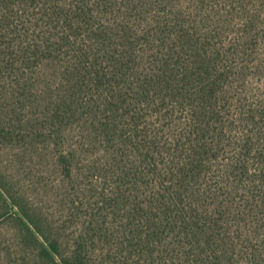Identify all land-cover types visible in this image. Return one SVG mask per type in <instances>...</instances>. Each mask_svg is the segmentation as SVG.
Here are the masks:
<instances>
[{"label":"trees","instance_id":"1","mask_svg":"<svg viewBox=\"0 0 264 264\" xmlns=\"http://www.w3.org/2000/svg\"><path fill=\"white\" fill-rule=\"evenodd\" d=\"M262 40L264 0H0V97L14 111L44 101L45 155L76 138L90 167L92 199L67 236L0 174L37 261L234 264L242 208L210 172L234 132L264 155Z\"/></svg>","mask_w":264,"mask_h":264},{"label":"rangeland","instance_id":"2","mask_svg":"<svg viewBox=\"0 0 264 264\" xmlns=\"http://www.w3.org/2000/svg\"><path fill=\"white\" fill-rule=\"evenodd\" d=\"M257 52L253 65L258 78L251 84L253 101L261 106L264 105V40ZM4 89L11 91V87ZM8 98L0 97V174L7 179L14 197L50 225L54 235L58 232L72 235L79 230L87 199H92L88 193L90 167L84 163L87 158L74 155L76 138L49 147L46 156L45 148L56 140L43 136L44 101L33 102L31 97H23L14 111ZM261 129L264 133V123ZM232 137L234 140L225 143L221 151L218 148L212 161V183L219 182L220 188L231 194L234 207L242 208L241 212L238 210V218L231 217L233 224L227 232L238 247L234 264H264V158L261 159L264 155L255 158L253 154H244L234 142L235 132ZM260 150L263 154L262 147ZM0 193L3 195L0 196V264H41L16 221L18 207L1 190Z\"/></svg>","mask_w":264,"mask_h":264}]
</instances>
